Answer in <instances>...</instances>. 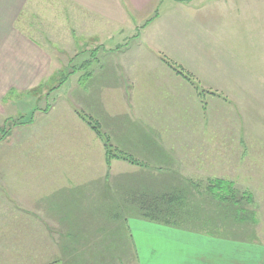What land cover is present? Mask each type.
<instances>
[{"label": "crops", "instance_id": "0c3cea01", "mask_svg": "<svg viewBox=\"0 0 264 264\" xmlns=\"http://www.w3.org/2000/svg\"><path fill=\"white\" fill-rule=\"evenodd\" d=\"M52 1L49 13L53 21L48 27H42L43 0H0V88H5L0 89V97L8 99L9 103L17 102L19 96L35 97L38 94L35 90L42 82L56 79L60 73L58 53L53 52L60 46L55 42L54 46L43 47V30L54 33L56 40L59 33L70 34L71 49L76 55L73 38L81 31L80 38L90 44V37L83 34H89L91 18L99 23L95 39L102 48H115L120 44L116 38H123V27L127 26L129 15L123 0ZM151 1L128 0L138 11H143ZM170 1L172 8L169 21L163 26L165 31L169 26L186 30L176 24L182 17L198 14L199 9L193 3L199 0H167L163 4ZM160 16L139 32L138 42L148 41L145 31L162 19ZM218 31V26L196 27L184 33L181 42L184 46L191 42L192 47L187 46V50L204 43L215 46ZM93 43L96 47L97 43ZM90 48L91 44L85 51ZM202 56L200 53L193 60L179 61L170 55L167 58L171 62H182L179 67L185 71L192 62L196 68L195 78L201 82L197 96H202L200 92L206 90L200 87L202 82L209 81L210 103L217 104L214 93L218 94L220 89L216 81L230 82V76L220 77L229 74L228 67L219 68L217 63L207 59L202 62ZM201 62L202 65H196ZM161 65L158 61L157 74H146L145 82L134 79L136 85L128 89L106 87V82L114 81L116 76L110 71L101 76V83L89 76L82 80V88L66 92L64 106L35 110L21 117L27 120L25 126L34 127L32 137H17L11 132L0 139V145L7 146L0 154V258L10 256L14 260L12 264H264V239L260 238L264 231L244 233L231 226L226 231H218V224L209 229L211 225L196 211L198 207L181 214L178 209L180 204H185L182 195L192 191L191 182L197 181L189 179L185 172H139L142 170L137 167L138 172H133L135 169L130 166V172H122L118 166L121 161L117 160L109 167L113 172H106L104 143L78 117L77 108L93 113L102 126L108 120L114 131L109 136L119 149L142 161L158 164L156 162L166 156L164 137L166 128L171 127L163 120V111L155 108L152 116L140 118L154 122L149 130L158 133L155 140L150 139L152 136L142 127H128L131 124L124 120L123 111L131 109L133 104L138 107V98L157 97L160 101H169L185 96V79ZM258 73L263 74L252 83L264 82L260 81L264 79V64L258 67ZM61 89L49 90L45 98ZM258 90L264 94V89L254 86L245 95L255 96L252 102L257 103L256 112L260 113L264 95ZM192 103L197 109L195 119L201 122L199 102L194 95ZM148 104L154 105L152 100ZM247 105L249 107L250 102ZM169 108L179 113L180 120H185L183 108L180 111H176L175 105ZM141 110L145 112L146 108ZM176 119L177 116L167 118L168 121ZM20 125L18 123L17 127H23ZM179 126L175 128L176 135L182 134ZM167 143L185 144L181 140ZM8 148L11 155L6 160ZM263 149L261 144L259 151L262 153ZM258 161L257 170L264 172L263 154ZM19 162L28 167L13 172L9 166ZM181 177L186 178L184 182ZM25 187L32 191L25 192ZM259 219L256 217L252 222L259 224ZM207 225L205 228L209 230L202 228ZM27 226H32L31 234L26 231Z\"/></svg>", "mask_w": 264, "mask_h": 264}, {"label": "rangeland", "instance_id": "374dc122", "mask_svg": "<svg viewBox=\"0 0 264 264\" xmlns=\"http://www.w3.org/2000/svg\"><path fill=\"white\" fill-rule=\"evenodd\" d=\"M165 1L167 0H152L143 11H138L129 5L128 0H123L122 4L125 5L127 14H129L127 17L128 22L127 26L123 27L125 30L123 38H116V41L120 44L112 49H109L108 46L104 49L98 45L95 37L99 23L94 18L90 19L88 17L90 19V22H88L89 34H83L84 37H90V51H85L90 47V44L85 43L84 38H80L81 31H78L75 38H73L77 55L71 49L72 39L70 34L59 33L57 34L59 40H56L54 33L51 34L42 29L43 42L41 44L43 47L54 46L55 42L60 46L53 50V52L58 53L57 68L60 73L56 79L42 82L35 90L38 93L35 97L19 96L17 102L13 103L12 101L13 104L9 103L8 99L0 97V139L9 136L11 132L17 137H32L33 132H35L34 127L32 125L25 126L24 123L27 120L21 117L30 115L32 112L35 113V110L41 109L43 111L49 107L59 108L64 106L66 92L70 89L82 88V80L89 76L94 79V82L101 83V76L110 71L112 74L115 73L116 76L114 81L106 82L108 85L105 86L112 88L122 86L128 89L130 85H136L134 79L144 81L147 78L146 74H157V71H159L158 61H161L162 68L169 69L171 73L173 71L181 73L180 75L185 79V96L172 98L169 101H160V98L157 97L138 98V107L133 104L131 109L123 111L124 120L127 124H131L127 126L133 125L134 127L139 126L144 130L146 129L148 135L152 136L150 137L152 140L157 139L155 135H158L152 129L149 130L154 122L151 120L142 121L140 118L152 116L155 108H161L163 111V120L171 127L166 128V137H164L166 156L161 161L156 162L158 164L153 165L147 161H142L139 157L119 149L109 136L114 131L109 127L108 120L103 125L104 128L93 113L77 108L78 117L81 119H83V115L89 117L98 124L101 133L108 139L113 160L109 164L107 163V149L104 144L108 166L106 172H113L112 168L109 167L115 160L121 161V165L118 166L122 172H130L128 166L130 168L134 167L133 172H138L139 169H136V167L142 170L139 172H185L189 179L197 181L191 182L194 185L192 191H186L182 195L185 204H180L178 210L181 214H186V212L193 211L198 207L196 211L211 225L209 227L208 225L203 226L202 228L205 230H209L213 225L218 224V231H221V229L226 231L229 226L244 233L264 231V172L257 170L258 158L261 154L264 155V149L262 153L259 151L261 144L264 147V107H260V113H257V103L252 102L256 99L255 96L248 97L245 95L248 89L254 86L264 89V82L252 83L254 79L260 78V74H263L258 73V67H263L264 64V0H199L193 3L199 9L198 14L191 13L184 18L182 17L176 24L178 26L182 25L180 27L186 30H179L176 28L177 26H169L166 31L163 26L165 21H169L168 14L172 7L171 1L170 4H163ZM51 6H53L52 0H43L42 27H48L47 24H50L51 20L53 21L49 13ZM184 9L187 8L184 7ZM159 15H161L160 18L162 17L163 21L159 19L155 25L145 31L149 38L148 41L138 42L139 32H143L146 25L152 23ZM173 18L170 19L173 20ZM54 22L57 23V19ZM35 25L37 26V22ZM104 25L108 26V22H105ZM210 25L213 27L218 26L217 44L215 46H209L205 43L198 44L196 47L187 50L186 48L192 46H189L191 42H186L184 46V43L181 42L183 34H187V31L196 27ZM93 42L97 43L96 47L93 46ZM113 52H118V54L114 55ZM185 53L186 55H184ZM200 53L203 55L200 59L202 62L207 59L217 63L220 66L219 68L226 65L228 67L227 72L229 74L220 76L222 78L230 76V82H227L228 89H226L225 80L216 81L217 87L220 89L218 94L214 93L217 104L214 101H212V104L210 103L209 90H207L210 89L209 84L211 82L209 81L202 82L200 87L206 90L200 92L202 96H197L199 83L201 82L195 78L194 71L196 68L192 62L188 64L185 71V69L179 67L183 65L182 62H171L167 58L170 55L178 58L174 59L175 61L193 60V57L196 58ZM202 62L196 65H202ZM214 76L218 77L215 74ZM260 81H264V79ZM166 84L168 83L166 82ZM58 88H62L61 91L45 98L49 90L55 91ZM0 89L4 90L5 88ZM260 93L262 96L264 95L262 91ZM193 95L194 99L199 102L201 122L195 119L194 111L197 109L192 103ZM37 99H39L38 103L36 102ZM12 100H14L13 97ZM151 100L153 106L148 104ZM248 102H250L249 107ZM171 105L177 107L176 111L184 109V121L179 119L178 112L174 113L169 108ZM72 107L76 108L75 105ZM143 108H146L145 112L141 110ZM215 108L217 111H215ZM244 110L246 114L243 113ZM99 112L101 114L102 110H99ZM170 116H177V119L168 121L167 118ZM40 119H37L38 123H41ZM18 123H21L20 126L23 127H17ZM84 123L87 124V122ZM178 124L180 125L179 131L182 134L176 135L175 128ZM170 140L177 142L181 140L185 144L172 145L167 143ZM5 148H7L6 145H0V154ZM10 150V148L7 149L6 160L11 155ZM259 153L260 155H258ZM118 157H121V159ZM128 157L134 160L137 165L122 160L129 159ZM1 160L4 162L3 158ZM9 167L13 172H17L28 166L19 162ZM198 172H200V176ZM214 175L218 178H212ZM180 179L184 182L186 178L181 177ZM211 180H225L233 183L236 192L247 193L246 197L243 198L247 203L244 202L241 206L239 204V207H235L231 203L219 202L208 193ZM187 182L189 181L187 180ZM24 191L31 192L32 190L25 187ZM240 207L243 208L242 211H239ZM256 217H259L261 221H259V224L256 222L255 225L252 220ZM26 231L31 234L32 226H27ZM260 238L264 239L263 234ZM24 245L26 248L29 247L27 244ZM17 247L18 245L14 248ZM11 251H13V248ZM12 261L14 260L10 256L0 258V264H12Z\"/></svg>", "mask_w": 264, "mask_h": 264}, {"label": "trees", "instance_id": "16d2710c", "mask_svg": "<svg viewBox=\"0 0 264 264\" xmlns=\"http://www.w3.org/2000/svg\"><path fill=\"white\" fill-rule=\"evenodd\" d=\"M168 64H170L169 62H167ZM178 74H181L180 72H177ZM83 120L85 122H87L88 125L91 126V129L93 131H95V133L98 135V137L103 141V143L106 146L107 149V163L109 164L111 162V160H113L110 150L111 147L108 143V139L106 138V136L104 134L101 133L100 127L98 126L97 123H95L93 120H91L89 117H86L83 115ZM117 157V156H116ZM121 159V157H118ZM129 158V157H128ZM123 161H129L132 164H136L137 163L132 160L131 158L129 159H122ZM234 184L231 182H227L225 180H211L209 183V188H208V193L215 197L219 202L227 204V203H231L233 204L235 207H239L238 205L244 202H246L243 198L246 197L247 193H240V192H236V190L233 188ZM247 203V202H246ZM243 209V208H242ZM241 207L239 208V211H242Z\"/></svg>", "mask_w": 264, "mask_h": 264}]
</instances>
